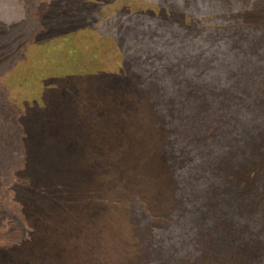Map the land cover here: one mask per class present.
Here are the masks:
<instances>
[{
  "label": "rangeland",
  "instance_id": "374dc122",
  "mask_svg": "<svg viewBox=\"0 0 264 264\" xmlns=\"http://www.w3.org/2000/svg\"><path fill=\"white\" fill-rule=\"evenodd\" d=\"M0 264H264V0H0Z\"/></svg>",
  "mask_w": 264,
  "mask_h": 264
},
{
  "label": "trees",
  "instance_id": "16d2710c",
  "mask_svg": "<svg viewBox=\"0 0 264 264\" xmlns=\"http://www.w3.org/2000/svg\"><path fill=\"white\" fill-rule=\"evenodd\" d=\"M62 41L65 43L66 47L62 50V52H60V50H59L58 55H59L60 59L62 58V55H64V59L61 60L62 62L58 61L57 65L55 67H50V66L49 67H43L44 64L41 62L43 64V65H41L42 73L44 72V74L46 75L47 83L43 82L39 85V84H34L33 82H30L32 84L31 87L33 89V92L30 95V99L34 100L35 97L39 95L40 98L43 99L42 101H44L45 97H47L45 92H49V91L55 89L57 86L60 85V80L67 78L68 72L71 69L68 64L72 63L71 59L74 58V55H75V53H77L78 50L72 44V41L68 36H64ZM66 55H67V57H66ZM39 61H41V59ZM55 63H56V61L54 60L53 64H55ZM61 65L64 68H66V66H67V69H66L67 71L64 72L65 75H58V73H57L58 70L61 68ZM51 70H52V72H54V75L48 74V72H50ZM48 85H50V87H48ZM47 99L50 100L51 103H53V106H55V105L59 106L58 97H55L53 95V97L48 96Z\"/></svg>",
  "mask_w": 264,
  "mask_h": 264
}]
</instances>
